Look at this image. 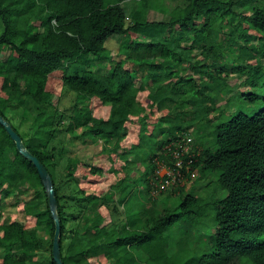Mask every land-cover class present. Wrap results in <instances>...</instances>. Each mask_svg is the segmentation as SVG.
Masks as SVG:
<instances>
[{"label": "trees", "instance_id": "1", "mask_svg": "<svg viewBox=\"0 0 264 264\" xmlns=\"http://www.w3.org/2000/svg\"><path fill=\"white\" fill-rule=\"evenodd\" d=\"M125 1L0 0V114L52 175L64 263L93 264L91 258L96 257L110 264H264V106L254 114L239 110L228 116L241 96L253 102L264 99L255 93H264V0H137L130 9ZM150 9L164 17L149 19ZM255 36L257 41H251ZM112 37H125L118 58L106 44ZM93 58L99 62L92 65ZM99 64L109 67L99 71ZM56 71L76 99L96 98L110 105L107 116L89 109L83 124L114 142V151L134 117H150L138 98L141 91H148L152 110L177 108L162 116L165 125L150 130L143 121L146 133L141 132L140 142L128 151L145 174L151 173L158 149L173 156L176 142L190 133L194 149L180 155V170L191 176L198 169L195 184L200 188L186 190L184 183L172 200V193L167 194L163 209L154 196L152 208L145 206L152 186L146 179L145 191L138 188L134 195V182L119 181L112 208L107 200L115 191L105 198L82 186L84 198L76 206L70 198L63 199L54 152L47 143L26 142L21 132L26 111L11 112L28 96L38 106V125L53 122L60 108L51 99L48 82ZM240 83L253 91L233 92ZM213 111L218 112L216 120L210 116ZM81 125L71 121L68 131ZM121 155L130 159L125 150ZM77 165L73 159L67 163L72 175ZM212 182L215 186L209 190ZM220 190L226 194L220 196ZM4 199L21 206L26 216L0 224L4 263L57 264L55 219L43 180L0 122V203ZM118 204L125 208L123 223L111 219ZM27 217L35 219L33 224ZM209 228L207 244L193 241L197 231ZM46 237L50 253L42 256Z\"/></svg>", "mask_w": 264, "mask_h": 264}, {"label": "rangeland", "instance_id": "2", "mask_svg": "<svg viewBox=\"0 0 264 264\" xmlns=\"http://www.w3.org/2000/svg\"><path fill=\"white\" fill-rule=\"evenodd\" d=\"M137 0H126L125 6L130 9L132 5L135 4ZM149 19L162 18L164 17L162 13L157 10L150 9L148 11ZM3 24L0 19V33L3 31ZM125 40V37H122L121 40L118 37H112L107 40V46L112 50V54H116V58L120 57L117 55L118 52L122 49V42ZM251 41L256 42L257 37H253ZM128 41L125 43L127 45ZM9 50L6 49L5 56L8 54ZM122 56V55H121ZM151 58L152 56H148ZM91 64L94 65L98 60H91ZM109 67V64L98 65L99 71H106ZM234 80L235 78L232 77ZM246 75H243L241 80H244ZM238 81V80H237ZM0 79V91H1ZM238 88H244L250 90L249 85L239 84L233 87V92H236ZM48 89L51 91V99L55 104H58L60 108L59 116L54 117L53 122L46 123L45 127L38 125L40 123L35 118L37 114V104L32 101L28 96H24L21 99L20 106L17 109L12 110L11 112L17 111L21 113L22 108L25 109L26 114L24 116L23 124L21 123V132L24 135L26 142H34L38 146H42V143H47L48 148L54 152V161L56 166L57 181L59 184H62L61 194L63 199L69 200L70 204L76 206L84 194L81 192V187L85 186L88 192L101 194L103 193L107 198L110 197V192L115 191L114 198L108 199L107 204L109 208H112L116 203V196L119 193V181L125 179L128 183L134 182V188H132L133 193L138 192V188L142 191H145L143 182L149 180L152 183L150 187V197L146 196L144 198V203L147 208H152V196L158 199L157 206L159 209H163L165 204L163 200L170 194V200L178 195L179 189L184 183H186V190L195 186L200 188L198 183L195 184L196 177L200 176L198 169H194L191 172V176H187L185 172L181 171L184 158L180 155L190 152L193 150V144L195 142L194 137L189 133L184 138L179 139L175 144V149L172 151L173 156H169L167 149L164 152L161 149H158L157 155L152 156L156 169L145 174L144 167L141 165L135 158L134 153L129 152L133 145H137L140 142V133H146L145 130L141 128L143 121L149 124V129L151 130L156 125L166 124L162 120V116L166 113H175L177 108H155L151 109L149 104L151 103L147 97L148 91H141L138 95L139 100L146 107L150 117H134L127 126V134L123 139H121V146L118 151H114V142H107L106 139L100 138L99 136L94 135V133L86 128L83 124L85 121V113L89 109H93L94 114L97 116H107L109 114L110 105L103 104L100 99H92L91 102L86 100L76 99V93L68 90L62 83L61 71H56L51 74ZM253 89L250 90L252 92ZM248 93V92H246ZM255 93L259 95H264L260 89H256ZM240 100L235 103V107L229 109L228 116L232 115L235 111H243L248 114H254L256 111L260 110L264 106V99L261 98L257 101H249L247 96H241ZM62 110V111H61ZM31 111V112H30ZM13 114V113H12ZM213 119H217L218 112L213 111L211 115ZM189 117V116H188ZM187 117V118H188ZM71 121H77L82 124L80 127H75L73 132L68 131V125ZM155 125V126H154ZM194 126L190 128L189 131L192 132ZM163 135H160L162 139ZM167 148H172L171 144ZM124 150L129 154V158L121 157ZM163 153V156L160 157ZM176 158V159H173ZM76 160L78 162L77 169L75 174H71L67 169V163L70 160ZM151 160L147 159V162ZM183 162V163H182ZM97 168L95 172H91L92 168ZM186 170H191V165H186ZM201 183H204L201 181ZM215 186V183L209 187L211 190ZM220 196H224L226 192L224 190L218 191ZM11 200V199H10ZM10 200H2L0 203V224H6L11 222L14 219H22L25 216V213L22 211L21 206H11ZM105 204L104 206H107ZM101 210L109 214L106 207H102ZM208 213H211L209 210ZM208 220L213 219L212 214ZM211 217V219H210ZM112 220H115L119 223L126 221V213L124 205L118 204L117 210L111 216ZM34 218L27 217L28 224H33ZM72 225H75L76 222H72ZM209 230L208 231H197L195 234V243L202 245L207 244L209 239ZM46 231L41 232V234H46ZM43 245L41 247L40 254L49 256L50 253V238H44ZM193 242V244H194ZM93 264H110V261L107 259H98L96 257L91 258ZM0 264L4 263V252L0 249Z\"/></svg>", "mask_w": 264, "mask_h": 264}, {"label": "water", "instance_id": "3", "mask_svg": "<svg viewBox=\"0 0 264 264\" xmlns=\"http://www.w3.org/2000/svg\"><path fill=\"white\" fill-rule=\"evenodd\" d=\"M0 122L3 123L11 135V137L15 140L17 148L19 151L28 159H30L37 167L41 179L43 180L44 186L46 188L48 194L49 205L51 208L52 215L55 219V234L53 237V257L57 264H65L62 259L61 254V245H60V236H61V221L60 216L57 210V196L56 190L54 187V181L52 175L49 170L45 166V164L34 154L32 153L28 147L26 146L22 136L19 132H17L9 120H7L4 116L0 114Z\"/></svg>", "mask_w": 264, "mask_h": 264}, {"label": "built area", "instance_id": "4", "mask_svg": "<svg viewBox=\"0 0 264 264\" xmlns=\"http://www.w3.org/2000/svg\"><path fill=\"white\" fill-rule=\"evenodd\" d=\"M183 163V162H182ZM183 166V165H182Z\"/></svg>", "mask_w": 264, "mask_h": 264}]
</instances>
